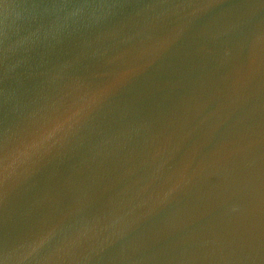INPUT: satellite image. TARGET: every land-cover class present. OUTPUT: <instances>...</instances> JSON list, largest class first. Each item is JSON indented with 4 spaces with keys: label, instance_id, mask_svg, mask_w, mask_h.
<instances>
[{
    "label": "water",
    "instance_id": "1",
    "mask_svg": "<svg viewBox=\"0 0 264 264\" xmlns=\"http://www.w3.org/2000/svg\"><path fill=\"white\" fill-rule=\"evenodd\" d=\"M0 264H264V0H0Z\"/></svg>",
    "mask_w": 264,
    "mask_h": 264
}]
</instances>
